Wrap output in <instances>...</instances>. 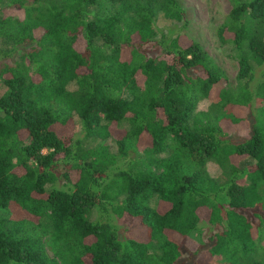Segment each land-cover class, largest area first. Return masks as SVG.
Instances as JSON below:
<instances>
[{
    "label": "trees",
    "instance_id": "16d2710c",
    "mask_svg": "<svg viewBox=\"0 0 264 264\" xmlns=\"http://www.w3.org/2000/svg\"><path fill=\"white\" fill-rule=\"evenodd\" d=\"M1 1L0 264H179L205 228L215 264H264V0L216 29L234 84L158 38L179 0Z\"/></svg>",
    "mask_w": 264,
    "mask_h": 264
},
{
    "label": "rangeland",
    "instance_id": "374dc122",
    "mask_svg": "<svg viewBox=\"0 0 264 264\" xmlns=\"http://www.w3.org/2000/svg\"><path fill=\"white\" fill-rule=\"evenodd\" d=\"M31 1H28V3ZM180 4L185 10V18L182 21H174L164 18L162 15H158L155 21V29L157 31L158 38L165 36H182L184 41H196L202 45L206 52L217 62V64L225 71L228 79L234 84L235 74L237 72V63L228 55L225 48L221 46L218 37L216 35L217 27L222 23L225 15L231 8L229 0H179ZM0 9L8 12H15L18 15L23 13L22 9H12L7 7L5 1H1ZM73 88L72 86H70ZM0 89H3L0 86ZM211 101L210 99H201L198 101L196 110L208 109ZM75 131L78 133L80 129V123L77 118ZM245 125L242 126L243 133L248 132ZM240 130V131H241ZM110 148L113 150L114 145L108 142ZM239 157H233V161H238ZM207 171L213 177H220L222 174L221 168L214 162H210L206 165ZM249 213V212H248ZM135 227H131L133 234L135 232L141 233L142 230ZM207 229H202L194 237H189L184 241L185 250L183 251L184 258L181 259L179 264H183L186 257L195 250L198 249L199 253L195 258H200L203 262H209L210 257L206 254L208 243L201 244L202 241H206ZM128 234V233H127ZM136 234V233H135ZM133 236V235H132ZM260 239V240H259ZM258 241L264 245V231L260 235ZM200 243V244H199ZM219 257L211 259V263H218ZM190 261H187L188 264Z\"/></svg>",
    "mask_w": 264,
    "mask_h": 264
}]
</instances>
